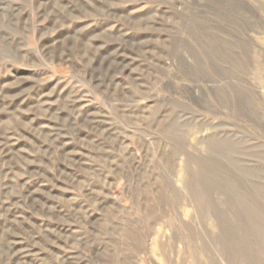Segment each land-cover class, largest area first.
<instances>
[{"label": "rangeland", "instance_id": "obj_1", "mask_svg": "<svg viewBox=\"0 0 264 264\" xmlns=\"http://www.w3.org/2000/svg\"><path fill=\"white\" fill-rule=\"evenodd\" d=\"M0 264H264V0H0Z\"/></svg>", "mask_w": 264, "mask_h": 264}]
</instances>
